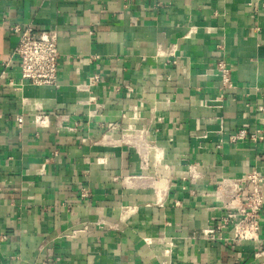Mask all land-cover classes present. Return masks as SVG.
I'll return each mask as SVG.
<instances>
[{"label": "crops", "instance_id": "1", "mask_svg": "<svg viewBox=\"0 0 264 264\" xmlns=\"http://www.w3.org/2000/svg\"><path fill=\"white\" fill-rule=\"evenodd\" d=\"M13 27L59 62L57 87L0 79V264H264V203L255 241L203 238L264 176V141H227L264 130V0H0V73Z\"/></svg>", "mask_w": 264, "mask_h": 264}, {"label": "built area", "instance_id": "2", "mask_svg": "<svg viewBox=\"0 0 264 264\" xmlns=\"http://www.w3.org/2000/svg\"><path fill=\"white\" fill-rule=\"evenodd\" d=\"M14 33H19L18 42L9 60L2 63L4 69L0 73V79L6 75L7 85L13 90L21 89L22 85L31 86H51L57 87V69L59 54L57 50V35L54 31H35L26 28L20 31L17 27L11 29ZM15 62L18 67L19 82L16 81L13 73L8 69L10 64ZM9 70V71H8ZM215 70L220 76L223 86H231L230 69L224 61L215 63ZM97 77L93 78L95 82ZM256 111L264 114L263 103L258 104ZM46 116H35L33 121L37 127L46 126ZM16 123L21 125L23 118H16ZM231 144L241 141L252 143L264 141V130L258 127H240L227 137ZM220 148V145L216 147ZM244 184L248 185L249 190L244 192V199L235 210L221 218L222 223L215 227H208L203 231L205 240L214 239L215 232L221 231L224 227H229L233 231V238L239 241H255L259 231V213L264 203L262 185L264 176L259 172L250 171ZM236 191H240L237 187ZM90 196L88 188L81 187L79 197L86 200Z\"/></svg>", "mask_w": 264, "mask_h": 264}, {"label": "rangeland", "instance_id": "3", "mask_svg": "<svg viewBox=\"0 0 264 264\" xmlns=\"http://www.w3.org/2000/svg\"><path fill=\"white\" fill-rule=\"evenodd\" d=\"M169 255V254H168ZM167 255V256H168ZM164 263V262H163ZM164 264H170V261H167V260H165V263Z\"/></svg>", "mask_w": 264, "mask_h": 264}, {"label": "bare ground", "instance_id": "4", "mask_svg": "<svg viewBox=\"0 0 264 264\" xmlns=\"http://www.w3.org/2000/svg\"><path fill=\"white\" fill-rule=\"evenodd\" d=\"M125 136H127V135H125ZM128 142V141H127ZM156 155H157V153H156Z\"/></svg>", "mask_w": 264, "mask_h": 264}]
</instances>
